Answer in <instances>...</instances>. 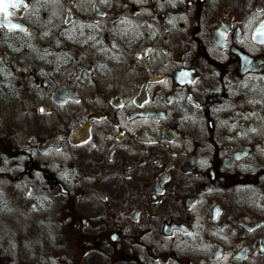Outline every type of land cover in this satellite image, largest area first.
Wrapping results in <instances>:
<instances>
[{"label": "flooded vegetation", "instance_id": "1", "mask_svg": "<svg viewBox=\"0 0 264 264\" xmlns=\"http://www.w3.org/2000/svg\"><path fill=\"white\" fill-rule=\"evenodd\" d=\"M0 264H264V0L0 12Z\"/></svg>", "mask_w": 264, "mask_h": 264}, {"label": "snow or ice", "instance_id": "2", "mask_svg": "<svg viewBox=\"0 0 264 264\" xmlns=\"http://www.w3.org/2000/svg\"><path fill=\"white\" fill-rule=\"evenodd\" d=\"M23 3V0H20L19 3L12 2L7 3L6 0H0V12L8 14V9L11 7L13 9L20 7V5ZM7 18V15H5V19ZM16 25H13L15 27Z\"/></svg>", "mask_w": 264, "mask_h": 264}]
</instances>
